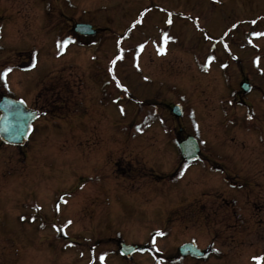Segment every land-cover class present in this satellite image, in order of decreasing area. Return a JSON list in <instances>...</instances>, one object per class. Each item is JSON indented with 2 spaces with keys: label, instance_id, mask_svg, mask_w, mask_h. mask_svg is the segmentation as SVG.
Returning a JSON list of instances; mask_svg holds the SVG:
<instances>
[{
  "label": "rangeland",
  "instance_id": "obj_1",
  "mask_svg": "<svg viewBox=\"0 0 264 264\" xmlns=\"http://www.w3.org/2000/svg\"><path fill=\"white\" fill-rule=\"evenodd\" d=\"M78 23L97 34L77 35ZM254 32L264 0H0V72L13 69L0 95L41 114L23 148L0 146V264H255L264 35ZM187 135L196 161L180 158ZM192 240L205 258L178 255ZM120 241L145 251L126 261Z\"/></svg>",
  "mask_w": 264,
  "mask_h": 264
},
{
  "label": "water",
  "instance_id": "obj_2",
  "mask_svg": "<svg viewBox=\"0 0 264 264\" xmlns=\"http://www.w3.org/2000/svg\"><path fill=\"white\" fill-rule=\"evenodd\" d=\"M74 31L83 36H93L95 35V30L92 29L89 24H77L74 27ZM247 84H242L241 89L243 92L249 90ZM0 111L2 113L0 117V139L9 145L22 146L27 138H19L15 136L14 129L16 125L22 124L24 120H27L30 124L31 122L38 117L36 111L28 109L24 103L21 101H14L8 98H2L0 101ZM172 113L176 117L182 115L181 108L178 105H174L172 108ZM7 128V131L4 129ZM182 156L187 159H193L197 156V144L192 138H187L179 145ZM127 249V251L125 250ZM137 247H126L121 246L122 253H132ZM181 254H192L195 256H202L203 254L195 248V244H186L179 249Z\"/></svg>",
  "mask_w": 264,
  "mask_h": 264
},
{
  "label": "snow or ice",
  "instance_id": "obj_3",
  "mask_svg": "<svg viewBox=\"0 0 264 264\" xmlns=\"http://www.w3.org/2000/svg\"><path fill=\"white\" fill-rule=\"evenodd\" d=\"M169 17H171V13L168 14ZM137 23H140V21H137ZM167 23L168 24H171L172 23V20L171 19H168L167 20ZM253 24H255L256 22L255 21H252ZM133 27H135V25H133ZM233 27H235V25H233ZM254 35L256 36H260V35H264V33H260V32H254ZM163 37H164V40L165 42H167V40L169 39L168 37V34L165 32L163 34ZM75 41L71 38V37H68L67 39L63 40V41H60L58 42L57 44V47L60 48V49H63L65 48L68 44H71V43H74ZM225 47H227L225 45ZM143 48V45H141V49ZM122 51V50H121ZM159 52L163 53L164 49L163 48H160L158 49ZM123 57L122 56H118L117 59H122ZM214 59V57H209V62ZM115 63V61H113V64ZM33 67H35V64H33ZM226 67V65H225ZM13 71L12 68H5L3 69L2 72H0V81H3V85L2 86H6L7 85V76L9 73H11ZM111 71V69H110ZM113 79H115V76H113ZM116 86L119 87V88H123V86L120 84V82L117 80L116 81ZM124 91H127V89H123ZM21 103H24L23 101H21ZM121 112H123V109H121ZM249 119H251L252 117L249 116L248 117ZM5 131H7V128L4 129ZM32 131V126L31 124L27 121V120H24V122L22 124H18L16 125L15 129H14V135L19 137V138H27L28 134ZM63 199V198H61ZM23 218V217H22ZM67 224H71V221H68ZM67 224L65 225V227H67ZM58 231H62V229H58ZM66 234V233H65ZM157 235H163V233H157ZM155 243V241L153 240V244ZM215 250V249H214ZM101 261L104 260V256H100L99 258ZM253 260L255 261V264H264V255L262 256H259V257H253Z\"/></svg>",
  "mask_w": 264,
  "mask_h": 264
},
{
  "label": "flooded vegetation",
  "instance_id": "obj_4",
  "mask_svg": "<svg viewBox=\"0 0 264 264\" xmlns=\"http://www.w3.org/2000/svg\"><path fill=\"white\" fill-rule=\"evenodd\" d=\"M72 27V26H71ZM243 81H246V82H248V80L247 79H243ZM6 89H7V91H10V89H9V86L7 87V85H6ZM5 92L4 94H2V95H0V99L2 98V97H11V98H13V99H15V100H21V98H17V97H14V96H16L15 95V92H13V94H9L8 92ZM31 108H33V109H36V107H33V106H31ZM264 213V212H263ZM86 262H91L92 264H99V263H101V262H103V261H101L99 258H94V259H90V260H87Z\"/></svg>",
  "mask_w": 264,
  "mask_h": 264
}]
</instances>
